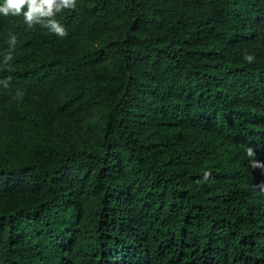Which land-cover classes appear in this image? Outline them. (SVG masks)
<instances>
[{
    "label": "trees",
    "instance_id": "16d2710c",
    "mask_svg": "<svg viewBox=\"0 0 264 264\" xmlns=\"http://www.w3.org/2000/svg\"><path fill=\"white\" fill-rule=\"evenodd\" d=\"M56 19L0 16V264H264V0Z\"/></svg>",
    "mask_w": 264,
    "mask_h": 264
},
{
    "label": "clouds",
    "instance_id": "9594fccd",
    "mask_svg": "<svg viewBox=\"0 0 264 264\" xmlns=\"http://www.w3.org/2000/svg\"><path fill=\"white\" fill-rule=\"evenodd\" d=\"M76 7L77 0H2L0 2V16H22L23 22L29 29L35 25H40L43 28H47L49 32L63 38L68 33L65 27L56 19V15L64 10H75ZM44 17L48 19L42 20ZM10 39L13 42H17L15 35H10ZM243 59L248 64H251L254 62L255 57L250 54H245ZM23 95V91H18L16 98L21 99ZM247 154L249 157L254 156L253 149L248 148ZM252 164L253 167L262 166L258 161H253ZM209 176L210 172L204 173L205 180Z\"/></svg>",
    "mask_w": 264,
    "mask_h": 264
}]
</instances>
